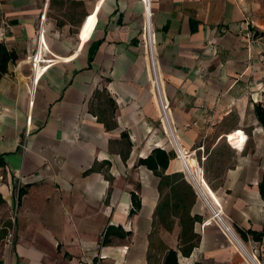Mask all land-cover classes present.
<instances>
[{
	"label": "crops",
	"instance_id": "obj_1",
	"mask_svg": "<svg viewBox=\"0 0 264 264\" xmlns=\"http://www.w3.org/2000/svg\"><path fill=\"white\" fill-rule=\"evenodd\" d=\"M143 11L140 0H0V42L16 55L0 78V264H163L169 250L179 264H249L159 121ZM150 11L178 145L264 264V128L253 114L264 0H150ZM240 129L242 150L227 138ZM156 148L172 156L163 175L186 186L138 164ZM108 230L124 237L103 245ZM250 230L258 238L238 232Z\"/></svg>",
	"mask_w": 264,
	"mask_h": 264
},
{
	"label": "built area",
	"instance_id": "obj_2",
	"mask_svg": "<svg viewBox=\"0 0 264 264\" xmlns=\"http://www.w3.org/2000/svg\"><path fill=\"white\" fill-rule=\"evenodd\" d=\"M140 1L142 2L144 9L141 33H142V43H143L144 55L146 61V69H147L150 89L158 109L159 121L161 122V124H163V127L165 128L164 122H166L167 124H170L171 122V126L173 125H172L170 105L165 94V86L160 72V65H159L158 53H157V43H156L155 31L151 17V11H150V0L148 1L140 0ZM245 22L248 25H250V22H247V20ZM38 32H39L38 39L40 40L42 34L41 26L39 27ZM249 35L251 39H254L255 35L253 32H251V34ZM37 54H38V50L34 51L29 61L31 64L32 73L34 74H35L36 64L42 67L41 62H39L38 59H36ZM173 131L175 133L174 128ZM176 151L179 153L180 159L185 163L186 161L185 156H187V154L180 149L179 145ZM17 206H18V202L16 201L14 206L15 209H17ZM206 206L210 212L212 221L216 223L219 227L223 228L226 233H228V225L229 227H231V225L229 224L230 220L225 215L221 204L218 201L213 200L212 203H206ZM14 236H15L14 229L8 230L6 235V245L9 247V249L12 247ZM236 242L238 243V241ZM239 246L241 247V249H243L241 244H239ZM249 253H250L249 256L245 254L249 264H260L257 253L255 251ZM6 264H11V263H6ZM16 264H25V263L19 262Z\"/></svg>",
	"mask_w": 264,
	"mask_h": 264
},
{
	"label": "trees",
	"instance_id": "obj_3",
	"mask_svg": "<svg viewBox=\"0 0 264 264\" xmlns=\"http://www.w3.org/2000/svg\"><path fill=\"white\" fill-rule=\"evenodd\" d=\"M16 60V55L12 51H8L6 47L0 42V78L1 76L7 72V67L10 63H14ZM253 114L258 122V125L262 128H264V103L257 102L253 104ZM171 154L165 152L164 150H161L159 148L154 149L151 154L146 157L145 159H139L138 164L143 165L147 167L149 170H151L156 176H159L161 180H164L165 185H177V186H186V183L184 181L182 174H175L173 177L168 178L163 175L164 171L168 167L169 160L171 158ZM4 166V160L3 157L0 155V167ZM172 179V180H170ZM177 180H180V182L176 183ZM259 193L262 198H264V175L262 176L259 184ZM21 193V191H20ZM131 203H132V209L131 213H135L140 208V200L135 194H131ZM111 230V229H110ZM108 230L106 234L104 235L102 244L108 245L112 241L109 238V236L116 235L119 238L124 237V234L122 233H111V231ZM239 234L243 239L246 238V235H254L255 238H258V233L253 231H238ZM163 264H179L177 260V252L175 250H169L164 257Z\"/></svg>",
	"mask_w": 264,
	"mask_h": 264
},
{
	"label": "bare ground",
	"instance_id": "obj_4",
	"mask_svg": "<svg viewBox=\"0 0 264 264\" xmlns=\"http://www.w3.org/2000/svg\"><path fill=\"white\" fill-rule=\"evenodd\" d=\"M146 1H148V0H146ZM164 125H165V128L167 129V131L169 133V136L171 138V141H172L174 147L176 149H178V142H177V139L175 137V133L173 131V126H171V122H170V124H167L166 122H164ZM182 163H183V166H184L185 173L188 175V178L192 181V183L194 184V186L196 187V189L199 191V194L202 195L204 201L206 203H212L210 199H212L214 201L215 200L218 201L216 199V196L212 192V190L209 188V186L206 184V182L203 180V178H201V176L199 174L200 172L198 171V169H195L194 168L195 162L193 163V161H190V160H187L186 159L185 163L183 161H182ZM195 166H197V165H195ZM227 234L230 237H232V239L234 238L235 241H238V243L241 244L239 242V240L237 239L236 234L231 229V227H229V225H228V233ZM241 246H242V244H241ZM241 250H243L244 252H246V254L248 256L250 255V253L247 250H245L244 247Z\"/></svg>",
	"mask_w": 264,
	"mask_h": 264
},
{
	"label": "rangeland",
	"instance_id": "obj_5",
	"mask_svg": "<svg viewBox=\"0 0 264 264\" xmlns=\"http://www.w3.org/2000/svg\"><path fill=\"white\" fill-rule=\"evenodd\" d=\"M247 114L248 113H246V115ZM165 133L167 134L168 138L170 139V142L172 143L171 138L169 136V133H168L167 129H165ZM227 138H228L229 143L231 145H233V147H235L236 149H239V150H242L243 149V147H244V145L246 143V140H247L246 134L241 129L240 130H234V131L230 132L227 135ZM250 144H251V142L249 141L248 142V145L249 146L247 147V149L250 147ZM172 145H173V143H172ZM173 147H174V145H173ZM174 149H176V148L174 147ZM10 229H14V227H12L11 225H9L8 230H10ZM14 231H15V229H14Z\"/></svg>",
	"mask_w": 264,
	"mask_h": 264
}]
</instances>
